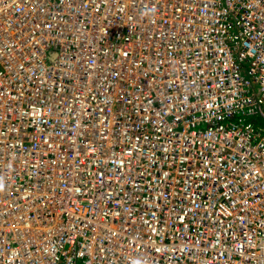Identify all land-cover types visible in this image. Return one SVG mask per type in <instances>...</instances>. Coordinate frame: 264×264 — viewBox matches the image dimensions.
I'll list each match as a JSON object with an SVG mask.
<instances>
[{
    "label": "built area",
    "instance_id": "built-area-1",
    "mask_svg": "<svg viewBox=\"0 0 264 264\" xmlns=\"http://www.w3.org/2000/svg\"><path fill=\"white\" fill-rule=\"evenodd\" d=\"M258 117L264 0H0V264H264Z\"/></svg>",
    "mask_w": 264,
    "mask_h": 264
},
{
    "label": "clouds",
    "instance_id": "clouds-1",
    "mask_svg": "<svg viewBox=\"0 0 264 264\" xmlns=\"http://www.w3.org/2000/svg\"><path fill=\"white\" fill-rule=\"evenodd\" d=\"M157 9L154 7H146L142 10L141 15L145 18L153 17L156 14ZM5 189V183L3 178H0V191ZM133 264H144L143 261L137 259L133 261Z\"/></svg>",
    "mask_w": 264,
    "mask_h": 264
},
{
    "label": "rangeland",
    "instance_id": "rangeland-1",
    "mask_svg": "<svg viewBox=\"0 0 264 264\" xmlns=\"http://www.w3.org/2000/svg\"><path fill=\"white\" fill-rule=\"evenodd\" d=\"M239 116H240V115L237 116V120H238ZM256 121H257V122H256V123H257L256 125H258V126H260V127H262V126L264 127V118H260V117H258V118L256 119Z\"/></svg>",
    "mask_w": 264,
    "mask_h": 264
}]
</instances>
